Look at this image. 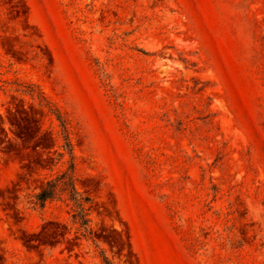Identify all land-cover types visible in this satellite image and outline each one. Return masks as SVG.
<instances>
[{
  "label": "rangeland",
  "instance_id": "obj_1",
  "mask_svg": "<svg viewBox=\"0 0 264 264\" xmlns=\"http://www.w3.org/2000/svg\"><path fill=\"white\" fill-rule=\"evenodd\" d=\"M0 264H264V0H0Z\"/></svg>",
  "mask_w": 264,
  "mask_h": 264
},
{
  "label": "trees",
  "instance_id": "obj_2",
  "mask_svg": "<svg viewBox=\"0 0 264 264\" xmlns=\"http://www.w3.org/2000/svg\"><path fill=\"white\" fill-rule=\"evenodd\" d=\"M51 193L52 191L47 192V190H42L40 193L37 194V197L38 199L43 201V200H46L50 196Z\"/></svg>",
  "mask_w": 264,
  "mask_h": 264
}]
</instances>
